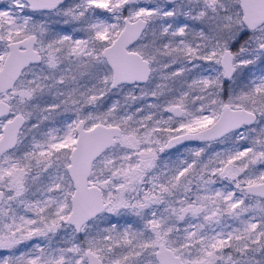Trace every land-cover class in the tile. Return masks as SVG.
I'll list each match as a JSON object with an SVG mask.
<instances>
[{
    "label": "snow or ice",
    "instance_id": "1",
    "mask_svg": "<svg viewBox=\"0 0 264 264\" xmlns=\"http://www.w3.org/2000/svg\"><path fill=\"white\" fill-rule=\"evenodd\" d=\"M0 264H264V0H0Z\"/></svg>",
    "mask_w": 264,
    "mask_h": 264
}]
</instances>
